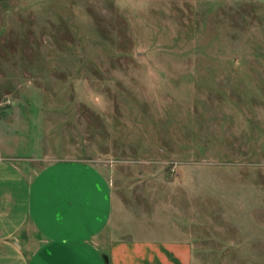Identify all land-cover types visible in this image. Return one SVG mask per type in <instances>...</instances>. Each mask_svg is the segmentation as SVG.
<instances>
[{"label": "rangeland", "instance_id": "obj_1", "mask_svg": "<svg viewBox=\"0 0 264 264\" xmlns=\"http://www.w3.org/2000/svg\"><path fill=\"white\" fill-rule=\"evenodd\" d=\"M0 152L89 158L119 232L264 264V0H0Z\"/></svg>", "mask_w": 264, "mask_h": 264}, {"label": "crops", "instance_id": "obj_2", "mask_svg": "<svg viewBox=\"0 0 264 264\" xmlns=\"http://www.w3.org/2000/svg\"><path fill=\"white\" fill-rule=\"evenodd\" d=\"M20 158L0 154V264H202L196 238L119 232L115 185L91 159Z\"/></svg>", "mask_w": 264, "mask_h": 264}]
</instances>
